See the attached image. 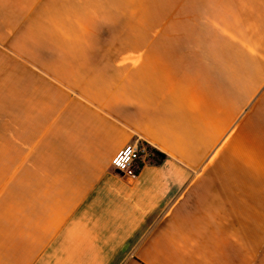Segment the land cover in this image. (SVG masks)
Here are the masks:
<instances>
[{"label": "crops", "instance_id": "crops-1", "mask_svg": "<svg viewBox=\"0 0 264 264\" xmlns=\"http://www.w3.org/2000/svg\"><path fill=\"white\" fill-rule=\"evenodd\" d=\"M0 264H264V0H0Z\"/></svg>", "mask_w": 264, "mask_h": 264}, {"label": "built area", "instance_id": "built-area-1", "mask_svg": "<svg viewBox=\"0 0 264 264\" xmlns=\"http://www.w3.org/2000/svg\"><path fill=\"white\" fill-rule=\"evenodd\" d=\"M147 158L146 146L142 143L129 144L124 147L113 159V169L126 177H134L137 164Z\"/></svg>", "mask_w": 264, "mask_h": 264}, {"label": "trees", "instance_id": "trees-1", "mask_svg": "<svg viewBox=\"0 0 264 264\" xmlns=\"http://www.w3.org/2000/svg\"><path fill=\"white\" fill-rule=\"evenodd\" d=\"M144 145L146 146L147 158L145 159V161H140L137 164L135 175L143 168L145 163H148L154 166H159L167 159V156L163 154L162 152L158 151L157 149L147 144H144Z\"/></svg>", "mask_w": 264, "mask_h": 264}]
</instances>
